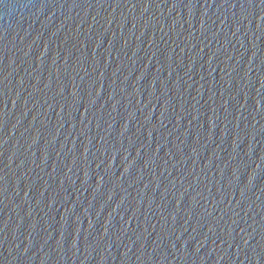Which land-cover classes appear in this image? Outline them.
Listing matches in <instances>:
<instances>
[{
  "label": "water",
  "instance_id": "obj_1",
  "mask_svg": "<svg viewBox=\"0 0 264 264\" xmlns=\"http://www.w3.org/2000/svg\"><path fill=\"white\" fill-rule=\"evenodd\" d=\"M0 264H264V2L0 0Z\"/></svg>",
  "mask_w": 264,
  "mask_h": 264
},
{
  "label": "snow or ice",
  "instance_id": "obj_2",
  "mask_svg": "<svg viewBox=\"0 0 264 264\" xmlns=\"http://www.w3.org/2000/svg\"><path fill=\"white\" fill-rule=\"evenodd\" d=\"M262 2H264V0H262Z\"/></svg>",
  "mask_w": 264,
  "mask_h": 264
}]
</instances>
